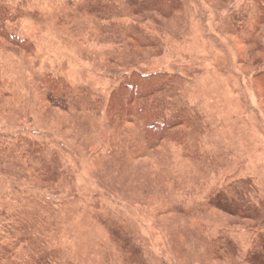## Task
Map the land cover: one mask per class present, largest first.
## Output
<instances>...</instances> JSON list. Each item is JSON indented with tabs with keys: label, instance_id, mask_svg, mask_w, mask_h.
Returning <instances> with one entry per match:
<instances>
[{
	"label": "rangeland",
	"instance_id": "rangeland-1",
	"mask_svg": "<svg viewBox=\"0 0 264 264\" xmlns=\"http://www.w3.org/2000/svg\"><path fill=\"white\" fill-rule=\"evenodd\" d=\"M136 2L0 0L9 33L34 44L0 42V264H244L264 233V90L238 64L259 23L233 25L253 1L177 0L174 14L141 15ZM134 72L172 77L157 94L173 121L158 143L140 119L98 103ZM47 75L69 87L64 106L47 99L59 100ZM34 144L46 168L30 163ZM50 168L72 186L52 191L40 179ZM218 236L238 245L225 261Z\"/></svg>",
	"mask_w": 264,
	"mask_h": 264
},
{
	"label": "trees",
	"instance_id": "trees-1",
	"mask_svg": "<svg viewBox=\"0 0 264 264\" xmlns=\"http://www.w3.org/2000/svg\"><path fill=\"white\" fill-rule=\"evenodd\" d=\"M135 2L137 0H134ZM225 3V0H218ZM253 2L250 4L242 5L241 11H237L238 18L234 22V28L237 29L236 22L239 24L238 33L242 34L244 29L248 27L250 24V20H253L252 23L256 22V18H258L259 27L255 32V37L246 40H241L242 43L246 46L247 52L245 53V60L240 61V56L238 58V64H244V66L248 67V71L252 74V79L257 87L264 90V0H252ZM98 3V2H97ZM138 8L135 10V14H140L141 11H144V7H148L146 10H152L153 12L160 13H176L179 10V2L177 0H142L136 2ZM140 3V5H139ZM224 5V4H223ZM222 5V6H223ZM248 7L245 9L244 7ZM109 6H103V9H108ZM161 8V9H159ZM242 13V15H241ZM241 15V16H240ZM245 17H242L244 16ZM152 14H148V17L151 18ZM242 17V18H241ZM155 19V18H151ZM151 19H148L149 22ZM11 20L10 10L4 6L0 5V42L3 45H8L7 47H12L18 50H22L23 52L31 53L34 49V44L28 39H24L17 35L16 33H9L7 29V23ZM258 25V24H257ZM262 27V28H261ZM261 28V30H260ZM258 35V36H257ZM257 36V38H256ZM240 61V62H239ZM249 72V73H250ZM244 76L247 74L243 73ZM47 78L44 80V86L48 89H52V91H59V100L55 101L51 96L47 95V99L49 102L55 106H64L63 99L61 98L64 95H71L69 87L65 85L64 81L58 78H54L51 75H47ZM172 82V77L169 75H163L162 73H151L149 75L142 72H134L129 77L121 82L117 89H114L111 92V96L109 97L106 103L101 99H98V103L103 106L105 105V111L108 113V116L116 115V113H120L124 111V114L128 115L127 117L131 118V116H135L143 122L144 127L147 124L148 129L145 131V138L149 142L158 143L163 141L165 131L170 129L171 124H173L172 120H164L162 116H164V110L162 108V103L159 102L158 97L162 94H158L161 86L167 87L170 86ZM161 85V86H160ZM136 99V100H135ZM135 101L140 106L139 110L135 109ZM157 124V127H156ZM160 125V126H159ZM171 139L176 140L178 145L187 147V142L184 136H173ZM36 146V149H35ZM42 146V144H40ZM35 157L31 156L32 165H36L38 162L37 150H43V147H38L37 144H34ZM33 150V153H34ZM31 161V160H30ZM30 164V165H31ZM38 164H41L42 168H46L48 165L47 162L39 161ZM43 170V169H42ZM41 170V171H42ZM64 172V171H63ZM43 175L40 174V179L44 177V180L48 186L52 187V191H60L61 189L69 188L71 185V175L67 172H64L59 175H55V172L50 169H44L42 171ZM57 185H60L62 188L58 189ZM50 188V187H48ZM215 193V192H214ZM211 194V197L214 200H224L227 204L226 208L235 209L239 211L240 215H245L251 207V204L245 198L233 199L228 196L220 195V193ZM72 199V202L76 200L75 195ZM106 219H110L109 216H105ZM20 222L19 220H16ZM23 224V222H22ZM109 224V222H108ZM110 225V224H109ZM24 230V229H22ZM247 234V233H246ZM249 234V233H248ZM121 236L124 233L121 231ZM117 237V236H116ZM223 238V236H222ZM256 238V239H255ZM250 240V244L246 247V251L244 255L241 256L244 264H264V233L260 236L255 237ZM119 239V238H117ZM228 239H220L219 236L213 240L214 246V255L217 254L216 258L221 260H226V257L231 253L234 254L238 245L232 240H228L227 246L225 245V241ZM234 242V243H233ZM121 249L124 251V244L120 245ZM232 250V251H231ZM221 256V258H220ZM236 256V254H235ZM31 264H34V260L30 261Z\"/></svg>",
	"mask_w": 264,
	"mask_h": 264
}]
</instances>
